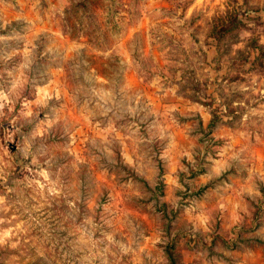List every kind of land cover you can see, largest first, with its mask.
Returning <instances> with one entry per match:
<instances>
[{
    "label": "rangeland",
    "instance_id": "rangeland-1",
    "mask_svg": "<svg viewBox=\"0 0 264 264\" xmlns=\"http://www.w3.org/2000/svg\"><path fill=\"white\" fill-rule=\"evenodd\" d=\"M264 264V0H0V264Z\"/></svg>",
    "mask_w": 264,
    "mask_h": 264
},
{
    "label": "trees",
    "instance_id": "trees-1",
    "mask_svg": "<svg viewBox=\"0 0 264 264\" xmlns=\"http://www.w3.org/2000/svg\"><path fill=\"white\" fill-rule=\"evenodd\" d=\"M168 246L169 247L166 250H167L168 258H170V264H176L175 259L173 258L174 254L172 253V250H171V247H173V244L168 245Z\"/></svg>",
    "mask_w": 264,
    "mask_h": 264
}]
</instances>
